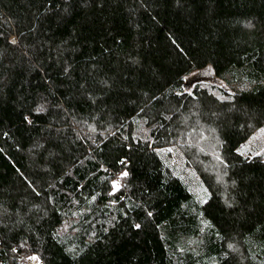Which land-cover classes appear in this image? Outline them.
I'll list each match as a JSON object with an SVG mask.
<instances>
[{"label":"trees","instance_id":"16d2710c","mask_svg":"<svg viewBox=\"0 0 264 264\" xmlns=\"http://www.w3.org/2000/svg\"><path fill=\"white\" fill-rule=\"evenodd\" d=\"M0 264H264V0H0Z\"/></svg>","mask_w":264,"mask_h":264},{"label":"rangeland","instance_id":"374dc122","mask_svg":"<svg viewBox=\"0 0 264 264\" xmlns=\"http://www.w3.org/2000/svg\"><path fill=\"white\" fill-rule=\"evenodd\" d=\"M212 66L211 64L207 65L206 67L204 68H201V69H196L194 71H192L189 75H187L185 77V84H183V87L185 88V90L187 91H190L193 87V85L198 82V83H201V84H206V85H215V86H219V87H222V88H225L226 90L228 91H231L223 81H221L220 79H218L216 76H215V73L213 72L212 70ZM197 133L199 134V140L202 141V135L201 133L198 131H194L193 132V136H194V140L195 142H197L195 139L197 137ZM254 139H252L253 141ZM204 141V140H203ZM209 141V140H208ZM204 144V142H202ZM211 145V144H209ZM209 145H205L207 147H209ZM249 146V145H248ZM246 146V147H248ZM201 147V146H200ZM249 148V147H248ZM202 149L204 150V148L202 147Z\"/></svg>","mask_w":264,"mask_h":264}]
</instances>
